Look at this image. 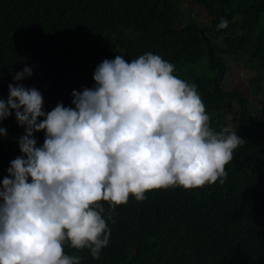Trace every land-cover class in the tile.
<instances>
[{"label":"trees","instance_id":"16d2710c","mask_svg":"<svg viewBox=\"0 0 264 264\" xmlns=\"http://www.w3.org/2000/svg\"><path fill=\"white\" fill-rule=\"evenodd\" d=\"M185 2L208 19L183 12ZM222 19L227 28H218ZM148 52L197 86L214 130L231 127L244 142L223 184L151 190L114 210L102 202L111 235L100 258L68 244L65 253L81 264H264V0H0V99L19 83L42 93L45 112L59 102L75 107L73 90L94 88L104 59ZM232 61L258 72L257 101L237 81L227 84ZM26 66L33 74L15 81ZM0 128L2 183L24 155L25 128L15 110ZM34 137L42 146L45 132Z\"/></svg>","mask_w":264,"mask_h":264},{"label":"clouds","instance_id":"9594fccd","mask_svg":"<svg viewBox=\"0 0 264 264\" xmlns=\"http://www.w3.org/2000/svg\"><path fill=\"white\" fill-rule=\"evenodd\" d=\"M174 72L152 52L104 59L95 87L73 90L75 107L59 102L50 112L35 87L8 85L0 122L15 110L25 135L24 155L0 183V264H81L65 244L99 259L111 235L102 202L114 210L151 190L224 183L243 138L231 127L214 130L197 86ZM32 74L26 66L14 80Z\"/></svg>","mask_w":264,"mask_h":264},{"label":"rangeland","instance_id":"374dc122","mask_svg":"<svg viewBox=\"0 0 264 264\" xmlns=\"http://www.w3.org/2000/svg\"><path fill=\"white\" fill-rule=\"evenodd\" d=\"M189 6L191 7V10ZM182 11L185 13H191V16L199 14V17H206L208 19V17L205 16L203 10H201L194 4H189V2L183 3ZM176 70H178V68ZM198 71L201 72L200 70ZM257 73L258 72L255 69L246 66L241 61H232L230 68L227 72V84H233V81L231 82L232 79L237 81V84L247 91L248 97L254 101H257L258 95H254L252 93V91L254 90L253 83H255V81L256 83H259L261 81L260 79H257ZM232 116H234V110L232 111V115H228L229 118H231Z\"/></svg>","mask_w":264,"mask_h":264}]
</instances>
